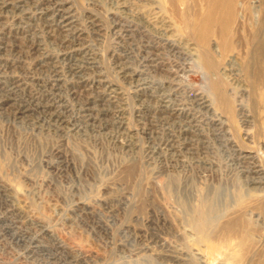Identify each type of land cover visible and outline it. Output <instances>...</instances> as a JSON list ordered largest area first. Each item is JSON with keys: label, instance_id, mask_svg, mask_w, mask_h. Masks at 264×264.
Listing matches in <instances>:
<instances>
[{"label": "rangeland", "instance_id": "374dc122", "mask_svg": "<svg viewBox=\"0 0 264 264\" xmlns=\"http://www.w3.org/2000/svg\"><path fill=\"white\" fill-rule=\"evenodd\" d=\"M149 1L128 0L123 7L117 0H64V3L48 0L49 5L42 7L56 2L71 8V14L88 30L86 40L91 44L96 71L105 78L114 77L121 85L123 102L104 107L106 112L90 120L80 111L84 85L64 72L61 90L49 98L55 113L65 121L59 126H50L45 122L47 119L42 121L41 112L34 110L36 103L28 96L36 95L40 103L45 102L41 100L42 88L40 91L38 83L52 79L47 63L64 68L67 61L48 36L44 17L34 11L35 14L26 17L14 18L9 12L1 15L0 74L4 79L0 81V264H231V252L226 249L213 254L200 237L215 230V221L235 217L242 224L239 232L246 245L255 244L264 250V185L255 187L248 183L247 176L239 172L244 168L237 167L242 148L256 153L255 162L258 166L264 165V60L262 64L256 61L250 65L260 70L258 77L249 78L245 72L248 66L245 53L255 50L258 43L264 48V22L256 24L259 15L255 10L257 4L264 5V0H247L251 16L246 26L231 37L232 50L221 52L213 39L209 41V53L215 61L213 71L191 55L161 52L162 58L168 56L187 71L177 79V99L184 102L191 92L200 94L209 103L207 111L190 110V115L202 124L199 122L194 133L179 138L181 146L176 156L158 143L161 131L155 122L159 116L150 109L137 110L138 98L133 85L121 78L116 67L122 52L129 48L130 42L120 37L124 28L132 32L134 44L144 37L143 41L151 40L155 35L143 25L156 7L162 9V0ZM88 15L98 20L100 30L94 33L90 30ZM256 34L259 35L254 40ZM135 49L128 66L139 71L142 54ZM45 56L52 60L40 63L39 59ZM215 73L223 75L216 78ZM12 76L24 82L23 92L10 90L8 79ZM164 76V73L152 72L149 80L157 82ZM216 82L220 83L217 87ZM217 88L225 96L229 112L222 108L220 111L215 101ZM254 101H262L261 111L257 112ZM24 109L27 111L23 114ZM120 109L123 111L116 114ZM170 181L173 187L184 191L183 208L174 196L166 193ZM242 202L249 205L243 208L244 213L237 206ZM202 209L212 215L200 212ZM229 209L240 215L232 217ZM185 212L197 221H185Z\"/></svg>", "mask_w": 264, "mask_h": 264}, {"label": "bare ground", "instance_id": "6f19581e", "mask_svg": "<svg viewBox=\"0 0 264 264\" xmlns=\"http://www.w3.org/2000/svg\"><path fill=\"white\" fill-rule=\"evenodd\" d=\"M117 1L120 2V6L124 7L125 4H127L128 0H117ZM150 1L152 2V0H150ZM150 1H149V3H150ZM63 3H64V0H63ZM236 4H237V7L235 6ZM45 5H49L48 0H0V18H1V15L3 13H8V12L11 13L14 18H17V16H19V15L26 17L28 15H33L35 13L44 17V19H43L44 25H45V29L47 30L48 36L51 38L54 46H56L57 48L60 49V52L62 54L63 59L67 61V64L65 65L64 68L57 66L55 63H47L49 71L52 72V74H53V75H51L52 79L49 81L41 82L40 84L38 83V86L40 87L39 88L40 91L42 88L41 100H45V102L40 103L39 102L40 99H38L36 95L34 97L28 96L29 100H32L33 103H36V105L34 106L35 107L34 110L41 112L40 114L42 115V119H43L42 121L47 119V121H45V122H49L48 124L50 126L54 125V124L58 125V126H59V124L60 125L65 124V121L63 120V118H61L59 114L55 113L54 105L49 103L50 102L49 98L54 97L61 90L62 86H61L60 82H62V83L65 82L64 72L69 74L70 76L76 78L79 81V83H81V85H84L83 86V88H84V90H83L84 91L83 104L80 107V111L85 118H87V119L89 118L90 120H93V116H98L99 114L106 112V110H104L105 109L104 107H107L108 105L119 103V102L122 103L123 100L121 98L122 93H121V89H120L121 85L119 86L117 84V82H116L117 79H116V81L113 80L114 77H113V79H111L112 76L105 78L100 72L96 71L97 65H95L96 64L95 58H94V55H93V53L89 47V46H91V44L88 45L87 40H86V38H87L86 31H88V30L85 29V27H83L80 23H78V21L76 20L77 18L75 19V16L73 15L74 13L71 14V11H69L71 8L66 9L63 5L55 2V3H52L50 5V7L48 6L49 8L47 7V8L42 9V7ZM254 5H256V4H254ZM151 6H152V4H151ZM257 7H258V9H255V8L254 9L258 10L257 14L259 15V19H258L259 21H256L255 19L254 20L256 21V24L258 25V24H262V22H264L263 21V19H264V5H261V4L258 5L257 4ZM249 8H250V6H248L247 0H246V2H244V0L243 1L240 0V2H237L236 0H162V9L159 10L156 7V9H154L150 14H148V16L145 18V21H144V23L146 24V25H143L145 27V29H147L148 32L151 31L153 34H155L153 36V38H151V40H146V41L144 40L143 41V39L145 38L144 37L140 42H136L134 44L133 40L131 38L132 32H130L126 28H124V30L122 31L123 35L120 37H122L123 39H125V41L130 42V43H129V48L125 49L122 52L121 59L118 60V63L116 65L117 71L121 75V78H124L125 80H127L128 83H132V85H133L132 87L134 88V92H135L134 94H136V96L138 98L137 99V110H141V109H148L149 110L150 109L151 111H153L154 114H157L159 116L155 122V124H157V126L160 128L159 130L161 131L160 136H158L159 141H158V138H157V141L161 145V147L164 148L166 151L172 152L171 155H173V156L177 155L175 153L177 152V149H179V146H181V143L179 144V138L183 135H186L187 133H194L195 131H197V128L199 127L200 121H197L196 117L190 115V110L196 109V110H200V111L201 110L207 111V110H209V103L200 94L191 93V92H188L187 98H184L186 101L183 102V101H181L182 99L181 100L177 99V95H178V91H179L178 90V84L179 83L177 82V79H180L181 76L187 71H184V69L181 67V65L177 61L170 60L168 58V56L164 55L165 57L162 58L161 52L164 51V52H166L167 55H170V53H171L174 56L176 54L178 56L179 55H181V56H184V55L190 56L191 55L193 57L201 59V61L203 62L202 65L204 64L205 67L207 68V70L213 71V69H214L213 64L215 61L213 60V57L210 55L211 50H210L209 41L211 39H213L215 41L217 49H219L221 52H226L227 49L232 50V46L234 44L232 43L231 37L233 36L234 33H236V31L239 28L246 26L247 20L249 19L248 16L249 15L251 16V14L249 13ZM37 9L40 10V13L37 12ZM32 11H34L35 13ZM53 11L55 12V13H53V16H49V13L53 12ZM75 14H77V13H75ZM95 14H98V13H95ZM129 14H127V15H129ZM255 16H256V14H255ZM81 18H82V16H81ZM78 19H80V18H78ZM256 19H257V17H256ZM12 20H14V19H12ZM97 21L98 20H96L95 17H93L92 15H88V17H87V23L89 25L88 27L90 28V30H93V33H94V30L96 31V30H98V28L100 30V27H99ZM119 21H121V20H119ZM132 23H133V21H132ZM251 23H252V21H251ZM119 25H120V23H119ZM3 26L4 25H2V27ZM109 27H111V26H109ZM118 27H117V29L119 30L120 27L119 28ZM254 27H256V26L254 25ZM260 29H262V28L260 27ZM246 31H248V30H246ZM119 33H120V31H119ZM240 33H242V31H240ZM244 35H245V33H244ZM258 35L259 34H256V37H255V35H253L254 37L252 36L254 38V40H255V38H257ZM233 38H234V36H233ZM236 40H237V38H236ZM241 40H243V36H242ZM44 41H45V39H44ZM263 43H264V41H263ZM126 44L127 43H125V45ZM239 44H241V41ZM260 44L261 43H258V45L256 47L254 46L255 50L254 49L248 50L245 53L247 63H248V66L245 67V70H246L245 72L249 78H256L259 76V73H260V70H258V69L256 70L255 66H254L255 68H252L250 66L252 64L255 65L256 61L261 62V64H262V62L264 60L263 59L264 48ZM18 48H19V46H18ZM134 48L138 49L137 51L140 54H142L140 56V63H141L142 69L139 71H134L128 66L129 62L133 59V56H135L134 50H133ZM235 48H236V45H235ZM136 49H135V51H136ZM47 50H48V48H47ZM33 51H39V50L34 49ZM225 55H226V53H225ZM5 57H6V55H5ZM39 57L40 56H38V58ZM170 57H173V56H170ZM137 58H138V56H137ZM39 60L38 61L40 63H43L45 60H47V62H48L52 59L45 56ZM181 61H183V60H181ZM243 64H244V62H243ZM63 65H64V63H63ZM12 70H11V72H12ZM202 70H203V68H202ZM152 72L164 73L165 74V76L163 77L164 79L157 81V82H151L149 80V73H152ZM45 75H48V74H45ZM158 75H160V74H158ZM221 75H223V73H221V74L215 73L214 76L216 78H219ZM0 76H1L0 77V81H1V79H4V76L1 74H0ZM23 77H24V75H23ZM10 78H11V80L8 79V81L10 83L9 88H11L10 90L23 92L25 88H24V85H22V83H24V82L21 83L20 81L16 80L17 78L14 76H12ZM256 81H257V79H256ZM218 84H220V83H217V82L215 83L216 87L218 86ZM254 87H253V92H255ZM257 88H260V85ZM219 89L217 88L218 92H217V96H216L215 101H216L217 105L220 107V111H221V108L223 110L228 111L229 110L228 102L225 100V96H223V93L221 91H219ZM0 90H1V88H0ZM10 90H8V91H10ZM67 90H68V88H67ZM80 90H82V89H80ZM73 93H74V96H75V94H77L76 91H74ZM126 93L128 95V92H126ZM260 94H262V93L260 92ZM29 95H30V92H29ZM129 97H131V96H129ZM250 97H252V96H250ZM261 97H260V99H261ZM46 101H47V103H46ZM152 101H155V102L151 106L150 104L152 103ZM260 102H262V101H260ZM259 103L254 101V107L257 110V112L261 111L263 109V106L261 107V105ZM258 104H259V106H258ZM98 107H101L102 109L98 110ZM25 108H26V106H25ZM26 109L28 110V108H26ZM26 109L22 110L21 112L24 114L27 111ZM215 110H217V109H215ZM122 111H123V109L122 110L120 109V111L117 110L116 114L119 115L120 112H122ZM263 111H264V109H263ZM209 113H211V112H209ZM259 113H257V114L259 115ZM221 114H222V112H221ZM71 116H72V114H71ZM219 116H220V114H219ZM79 118H81V117H79ZM140 118H142V117H140ZM259 119H260V117H259ZM119 122H121V121H119ZM83 123H84V121H83ZM200 123L202 124V122H200ZM216 125L214 127H216ZM98 129H99V127H98ZM91 130L93 131V129H91ZM200 132H201V130H200ZM218 133H216V134H218ZM151 135L152 134L150 132V136ZM215 138H218V137H215ZM130 144L131 143H129V145ZM185 144H187V143L183 142V145H185ZM141 147L142 146H140V148ZM142 149H143V147H142ZM239 150H240V152L238 154L239 157H238V161H237L239 164H237V167L238 168H244L242 171L240 170L239 172H243L247 176L246 178L248 180V183L254 185L255 187L256 186L260 187L259 185H264V182L262 181V177L264 179V165L263 164H262V166L257 165V163L255 162L256 153L254 154V152H252L248 149H244V148L239 149ZM232 153H233V151H232ZM154 155H152V156H154ZM227 158H229V157H227ZM48 164H49V162H48ZM173 164H174V162H173ZM243 165H246V166L243 167ZM172 185L173 184L170 181V184L167 187L166 193H169V195L174 196V198L178 201L180 206H182V208H183L184 200L182 199L181 195L184 191L183 190L180 191L181 188L180 189H179V187L175 188ZM251 189H254V187H252ZM206 195H209V194L206 193ZM211 201H212V199H211ZM197 204H199V203H197ZM206 205H208V204H206ZM247 205L248 204L246 202L239 203L237 205L239 208L238 211L243 210L242 213H244L245 210L243 208L247 207ZM259 205H260V211H261V205L262 204H259ZM199 206H200V204L198 205L197 208H199ZM211 207L214 208L215 206L212 205ZM248 207H249V205H248ZM262 208H263L262 209V211H263L264 206ZM72 209L74 210V208H72ZM258 209H259V207H258ZM214 210L215 209H213V211ZM232 210H230V211H232ZM191 211H192V209H191ZM199 211L203 212V213L206 212L205 209L204 210L202 209V211L201 210H199ZM194 212H193V214L195 215ZM203 213H201V214H203ZM207 214H210V216L212 215L211 212L207 213ZM194 215H193V217H194ZM197 215H198V211H197ZM232 215H235V216L240 215V212H237V211L233 212L231 214V216ZM183 218H184V216H183ZM183 218H182V220H183ZM198 218H199V216H198ZM184 219H186L185 221H189V223L193 221V218L190 215H188V212H185V218ZM207 220H209V219H207ZM194 221H197V220H194ZM179 222L184 223V222L180 221V219H179ZM198 223H199V221H198ZM215 225H216L215 230H210L209 232L206 233V235H204V237H200L201 239H203L205 241L204 242L205 248L209 249L211 253H213V254H214V252L220 253L221 250L227 249L229 252H231V255L233 256L232 257L233 259L231 258L232 259L231 264H264V250L256 248L257 246L255 247V244H254V246H251L249 244V247H248V245H246L245 241L243 240L244 237H242L240 235V232H239L242 224L236 217H235V219L226 218L223 220L215 221ZM189 227L191 228V226H189ZM203 229H205V228H203ZM198 232H195V233H198ZM198 234H200V233H198ZM38 235H40V234H38ZM37 239H39V238H37ZM203 246H204V244H203ZM258 247H260V246H258ZM37 248H38V246H37ZM198 251H199V249H198Z\"/></svg>", "mask_w": 264, "mask_h": 264}]
</instances>
